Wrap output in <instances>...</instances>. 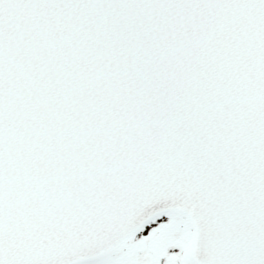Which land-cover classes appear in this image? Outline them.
Instances as JSON below:
<instances>
[{"label":"snow or ice","instance_id":"snow-or-ice-1","mask_svg":"<svg viewBox=\"0 0 264 264\" xmlns=\"http://www.w3.org/2000/svg\"><path fill=\"white\" fill-rule=\"evenodd\" d=\"M0 264H264V0H0Z\"/></svg>","mask_w":264,"mask_h":264}]
</instances>
